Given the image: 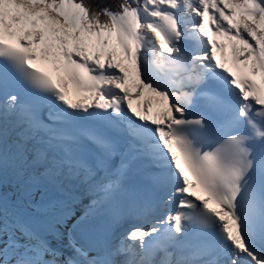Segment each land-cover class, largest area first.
<instances>
[{
	"label": "snow or ice",
	"instance_id": "6c2138e0",
	"mask_svg": "<svg viewBox=\"0 0 264 264\" xmlns=\"http://www.w3.org/2000/svg\"><path fill=\"white\" fill-rule=\"evenodd\" d=\"M0 95V264H264V0H0Z\"/></svg>",
	"mask_w": 264,
	"mask_h": 264
},
{
	"label": "trees",
	"instance_id": "16d2710c",
	"mask_svg": "<svg viewBox=\"0 0 264 264\" xmlns=\"http://www.w3.org/2000/svg\"><path fill=\"white\" fill-rule=\"evenodd\" d=\"M85 2L90 4L94 10L105 6H110L115 10L120 0H85Z\"/></svg>",
	"mask_w": 264,
	"mask_h": 264
},
{
	"label": "bare ground",
	"instance_id": "6f19581e",
	"mask_svg": "<svg viewBox=\"0 0 264 264\" xmlns=\"http://www.w3.org/2000/svg\"><path fill=\"white\" fill-rule=\"evenodd\" d=\"M79 210H80L81 213L83 212V208H80ZM62 230H63V229H62Z\"/></svg>",
	"mask_w": 264,
	"mask_h": 264
},
{
	"label": "rangeland",
	"instance_id": "374dc122",
	"mask_svg": "<svg viewBox=\"0 0 264 264\" xmlns=\"http://www.w3.org/2000/svg\"><path fill=\"white\" fill-rule=\"evenodd\" d=\"M14 191V186H13V188H12V192Z\"/></svg>",
	"mask_w": 264,
	"mask_h": 264
}]
</instances>
